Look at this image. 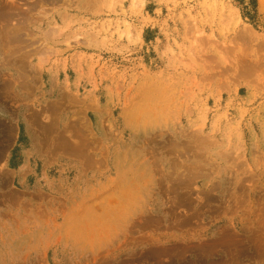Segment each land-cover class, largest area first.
<instances>
[{"label":"rangeland","instance_id":"374dc122","mask_svg":"<svg viewBox=\"0 0 264 264\" xmlns=\"http://www.w3.org/2000/svg\"><path fill=\"white\" fill-rule=\"evenodd\" d=\"M0 264H264V0H0Z\"/></svg>","mask_w":264,"mask_h":264}]
</instances>
